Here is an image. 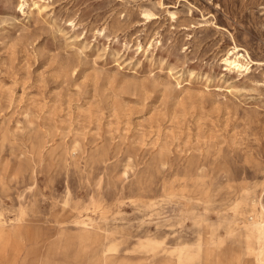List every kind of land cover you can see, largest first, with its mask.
<instances>
[{
  "label": "rangeland",
  "instance_id": "1",
  "mask_svg": "<svg viewBox=\"0 0 264 264\" xmlns=\"http://www.w3.org/2000/svg\"><path fill=\"white\" fill-rule=\"evenodd\" d=\"M262 210L264 0H0V264H264Z\"/></svg>",
  "mask_w": 264,
  "mask_h": 264
},
{
  "label": "bare ground",
  "instance_id": "2",
  "mask_svg": "<svg viewBox=\"0 0 264 264\" xmlns=\"http://www.w3.org/2000/svg\"><path fill=\"white\" fill-rule=\"evenodd\" d=\"M21 6H22V5H21ZM241 56H242V55H241ZM226 62H227V65H229V66L232 67V68H237V69L241 68L240 63H239L238 60H236L235 58H234V60L226 61Z\"/></svg>",
  "mask_w": 264,
  "mask_h": 264
},
{
  "label": "crops",
  "instance_id": "3",
  "mask_svg": "<svg viewBox=\"0 0 264 264\" xmlns=\"http://www.w3.org/2000/svg\"><path fill=\"white\" fill-rule=\"evenodd\" d=\"M261 209H262V208H261ZM262 212L264 213L263 210H262ZM261 230L264 232V223L262 224V228H261ZM7 232H8V231L6 230L5 227H4L2 230H0V238H2L3 235L5 236Z\"/></svg>",
  "mask_w": 264,
  "mask_h": 264
}]
</instances>
